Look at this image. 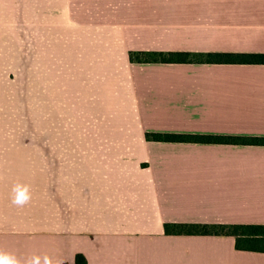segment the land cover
<instances>
[{"label": "crops", "instance_id": "1", "mask_svg": "<svg viewBox=\"0 0 264 264\" xmlns=\"http://www.w3.org/2000/svg\"><path fill=\"white\" fill-rule=\"evenodd\" d=\"M177 51L264 53V0H0V248L65 264H264L233 236L166 233L264 224V146L147 137H264V64L131 59ZM77 96L87 129L69 128ZM16 182L31 186L23 208Z\"/></svg>", "mask_w": 264, "mask_h": 264}, {"label": "trees", "instance_id": "2", "mask_svg": "<svg viewBox=\"0 0 264 264\" xmlns=\"http://www.w3.org/2000/svg\"><path fill=\"white\" fill-rule=\"evenodd\" d=\"M133 61L161 63L209 64H264V53H207L152 52L131 54ZM151 140L176 143H209L264 146V137L224 136L212 134L148 133ZM170 235H228L236 239V248L243 251L264 253V224H166ZM76 264H87L83 254H78Z\"/></svg>", "mask_w": 264, "mask_h": 264}, {"label": "clouds", "instance_id": "3", "mask_svg": "<svg viewBox=\"0 0 264 264\" xmlns=\"http://www.w3.org/2000/svg\"><path fill=\"white\" fill-rule=\"evenodd\" d=\"M31 200L32 194L30 185L22 182H16L12 185L11 203L14 206L23 208L27 206ZM0 264H65V262L60 257H53L48 254H30L25 257H20L0 248Z\"/></svg>", "mask_w": 264, "mask_h": 264}, {"label": "rangeland", "instance_id": "4", "mask_svg": "<svg viewBox=\"0 0 264 264\" xmlns=\"http://www.w3.org/2000/svg\"><path fill=\"white\" fill-rule=\"evenodd\" d=\"M85 112L83 113V110ZM61 128L62 123H61ZM69 128H76V129H87V98L81 99L77 96L76 99V118L75 122L70 124Z\"/></svg>", "mask_w": 264, "mask_h": 264}]
</instances>
